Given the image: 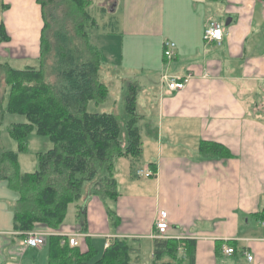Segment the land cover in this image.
Instances as JSON below:
<instances>
[{
  "label": "crops",
  "instance_id": "1",
  "mask_svg": "<svg viewBox=\"0 0 264 264\" xmlns=\"http://www.w3.org/2000/svg\"><path fill=\"white\" fill-rule=\"evenodd\" d=\"M9 1L13 0L0 6V22L8 35V40H0V59H38L40 7L35 0H17L18 8L25 11L18 15ZM96 4L103 13L118 15L116 32L105 36L120 37L128 47L124 56L122 46L115 62L109 41L104 65L126 68L124 82L138 83L135 111L141 91L149 89L154 96L151 109L136 111L140 156L114 160L119 193L115 200H101L88 186L83 199L85 226L70 220L53 232L42 227L48 231L45 243L35 248L13 229L16 194L0 178V264H48L47 237L68 239L72 234L81 235V252L87 250L88 239L102 250L109 238L121 237L133 239L140 250L134 256L136 263L146 248L142 264L176 260L175 264H189L184 245L173 259H153L154 221L161 210L168 214L166 238L186 239L193 264H264V218L256 216L264 212V0H99ZM209 21L221 24L219 41L203 39ZM166 43L174 44L171 58L164 56ZM94 46L104 53L103 46ZM164 75H189V79L182 89L170 91ZM118 159L122 170L116 169ZM137 170L155 172L144 177ZM70 210L76 212V205H69L68 215ZM108 211L118 217L116 224L109 221ZM226 247L233 252L226 254Z\"/></svg>",
  "mask_w": 264,
  "mask_h": 264
},
{
  "label": "trees",
  "instance_id": "2",
  "mask_svg": "<svg viewBox=\"0 0 264 264\" xmlns=\"http://www.w3.org/2000/svg\"><path fill=\"white\" fill-rule=\"evenodd\" d=\"M35 1L42 18L37 66L14 68L0 59V123L4 113L24 118L6 126L18 151L0 148V178L16 194L13 229L24 237L35 225L58 230L70 204L76 205L75 216L82 217L84 227L86 188L90 186L92 194L103 201L115 200L119 193L114 160L128 155L137 159L141 151L136 81L125 82L123 132L117 115L93 109L107 99L108 86L100 78L101 53L88 40V31L96 26L89 12L92 1ZM0 40H8L2 22ZM31 131L46 136L52 146L37 153V169L20 172L18 153L26 149V136ZM202 152H206L203 147ZM108 216L116 224L114 212L108 211ZM256 216L264 218V212ZM133 241L109 238L108 245L99 251L88 239L87 250L81 252L78 246H69L64 236L49 235L48 264H136L134 256L140 250ZM182 245L188 250L189 264H193L186 239L155 238L152 257L155 261L173 259Z\"/></svg>",
  "mask_w": 264,
  "mask_h": 264
},
{
  "label": "rangeland",
  "instance_id": "3",
  "mask_svg": "<svg viewBox=\"0 0 264 264\" xmlns=\"http://www.w3.org/2000/svg\"><path fill=\"white\" fill-rule=\"evenodd\" d=\"M4 0H0V6H1V2H3ZM93 4L90 5L89 7V12L91 13V15L95 18L96 20V26L93 27L92 29H90L88 31V40L89 43H91L92 45H100L103 46L105 48L104 53H101V60H102V68H101V79L103 82H105V84L108 86V97L107 99L102 102L101 104H99L98 106H94L93 109H95L96 111H101V112H111L115 115L118 116V123L120 125V128L123 132L124 130V108H123V92H124V86H125V82L122 78V72L124 73V71L126 70V68L124 67H118V69H112V68H107L106 65H104V62L106 60V55H107V44L110 41L111 44H113L112 46H114V51L113 53H111V57L114 56L113 58H111L112 60H114L115 62H119L120 59V55H121V51H122V46L124 48V56L127 53L128 47L125 43L121 44V40L120 37L116 38L114 36H109V38H107L105 35L107 34H111V33H115L116 29H117V25H116V20H117V14H109V13H103L102 9L100 7L97 6V1L99 0H91ZM101 1V0H100ZM13 2V11L15 14H20L23 15L25 14L24 10H21L18 8L17 5V0H13V1H9V4ZM5 8V6H4ZM216 12V9L214 10ZM213 11V12H214ZM32 14V13H31ZM217 14V13H216ZM0 17H2V11L0 8ZM216 17H218L217 19L221 20V16L217 15ZM113 37V38H111ZM150 49H153V45L149 46ZM109 55V54H108ZM8 63L10 65H12L14 68H22L24 66H37V59H28L26 61H8ZM122 66V65H121ZM121 71V72H120ZM135 72H139L140 71H135ZM153 93L147 89L144 91H141V93H139V96L137 98L138 100V106L136 108V111L141 112L142 107L144 108L145 111L149 110L152 108L151 105V100L153 98ZM6 100H7V96H4L3 99V103H2V107L5 108V104H6ZM24 118L23 116L20 115H15V114H8V113H4L3 114V118L2 121L0 123V146L5 149V150H11L14 152H17V144L16 142L10 138V136L8 135V132L6 130V126L10 123V122H15V121H23ZM26 149L22 152L18 153V169L20 172H32L35 169H37V153L38 152H44L45 150H47L48 148H50L52 145L50 143V141L47 139L46 136H42V135H37L35 133V131H31L29 134H27L26 136ZM122 160L118 159L116 161V169H123L122 167H120V163ZM117 172V171H115ZM120 173V172H119ZM120 175H122V173H120ZM123 187H120V192L122 191ZM110 205V204H109ZM70 209H73L70 208ZM70 210L69 215L67 214L66 216H68L64 221V225H68L70 222V220L73 222V224L77 225L78 227H81V216H74L73 214L76 215L75 211ZM72 213V214H71ZM81 217V218H80ZM85 218V217H84ZM109 221H112V223L114 222L112 218H110L109 216ZM86 223V221H84ZM62 223V224H63ZM45 226L44 225H35V227L31 230L33 232L39 233L41 235H46L45 233H48V231L46 230H40V228H42ZM50 231V229H48ZM53 232V231H51ZM99 251L101 250V247L99 246ZM145 252H147V249L144 248L143 249V253L141 254L142 257L139 261V263L136 264H142L141 262H143V259L145 255ZM139 258V257H138ZM147 259L151 260L150 255H146ZM134 262H137V260L135 259ZM177 263V260L175 261ZM174 262V264H175Z\"/></svg>",
  "mask_w": 264,
  "mask_h": 264
},
{
  "label": "built area",
  "instance_id": "4",
  "mask_svg": "<svg viewBox=\"0 0 264 264\" xmlns=\"http://www.w3.org/2000/svg\"><path fill=\"white\" fill-rule=\"evenodd\" d=\"M222 37V27L221 24L215 22V21H209L207 27L204 29L203 33V39L207 42L210 41H219ZM174 44L173 43H166L165 49H164V56L167 58H171L172 56V49ZM168 90L170 91H177L182 89L188 79L189 75L177 77L175 75H164L162 76ZM136 174L143 175L144 177H148L150 175H153V172L146 171L141 172L140 170L136 171ZM169 229V221H168V214L165 210H161L158 212L156 219L154 221V233L152 234L153 238H166L167 231ZM80 234H72L68 237V244L71 247L79 246V237ZM45 235H41L39 233L29 231L26 234L25 238V244L29 247H39L45 243ZM108 243H105V246H107ZM224 252L226 254H231L233 252V249L231 247L224 248ZM247 259H251L250 255H247Z\"/></svg>",
  "mask_w": 264,
  "mask_h": 264
},
{
  "label": "water",
  "instance_id": "5",
  "mask_svg": "<svg viewBox=\"0 0 264 264\" xmlns=\"http://www.w3.org/2000/svg\"><path fill=\"white\" fill-rule=\"evenodd\" d=\"M228 22V21H227Z\"/></svg>",
  "mask_w": 264,
  "mask_h": 264
}]
</instances>
